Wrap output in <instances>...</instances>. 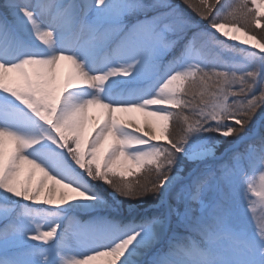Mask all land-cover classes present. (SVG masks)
Wrapping results in <instances>:
<instances>
[{"label":"snow or ice","instance_id":"6c2138e0","mask_svg":"<svg viewBox=\"0 0 264 264\" xmlns=\"http://www.w3.org/2000/svg\"><path fill=\"white\" fill-rule=\"evenodd\" d=\"M262 7L0 0V264H264Z\"/></svg>","mask_w":264,"mask_h":264},{"label":"rangeland","instance_id":"374dc122","mask_svg":"<svg viewBox=\"0 0 264 264\" xmlns=\"http://www.w3.org/2000/svg\"><path fill=\"white\" fill-rule=\"evenodd\" d=\"M249 7H252L251 3L249 4ZM262 10H264V7H262ZM264 23V22H262ZM251 27V26H250ZM252 35H255L257 37H264V28H252ZM230 35H236L240 38V40H250L251 44H256V40H251V37L249 35H245L243 32H230ZM223 38V37H221ZM223 39H227V38H223ZM230 44L232 43H238V42H234L229 40L228 41ZM241 47H244L243 45H241ZM71 68V64L69 61H61L60 67H59V73H60V77L61 79H63V77L70 71ZM219 70V69H218ZM222 71V70H221ZM95 108H91L88 111V116H89V121L86 125V135L88 132H91L92 130V122L94 120V118L91 115V112H94ZM126 115V118L131 121L133 123V126H143V118H148L151 119L150 117H147L146 114L140 110H131L129 112H124ZM174 126L170 125V132L173 130ZM107 147V143L105 144V148ZM28 168L29 166L25 165V168L22 170L21 172V176L20 179L24 180L27 178V173H28ZM125 171H127L126 169H123ZM41 176V173L37 170L33 175H32V182L35 183L39 180ZM133 177L131 175L128 176V178ZM114 179H119L118 177H114ZM46 183H50V181H47ZM44 199V196H41V200ZM42 230H46V229H42ZM93 264H98V262H93Z\"/></svg>","mask_w":264,"mask_h":264},{"label":"trees","instance_id":"16d2710c","mask_svg":"<svg viewBox=\"0 0 264 264\" xmlns=\"http://www.w3.org/2000/svg\"><path fill=\"white\" fill-rule=\"evenodd\" d=\"M229 2H232V0H224V3H229ZM219 70H224V69H219ZM258 111H260V110H258ZM189 115H191V114H189ZM170 125L174 126L173 130L171 131L172 138L178 139L182 135L183 129L185 127L182 119L173 120ZM145 175L146 174H140L137 177H130L128 179L134 180L136 178H139L141 180V183H143L145 180ZM150 176L154 178V174H150Z\"/></svg>","mask_w":264,"mask_h":264},{"label":"bare ground","instance_id":"6f19581e","mask_svg":"<svg viewBox=\"0 0 264 264\" xmlns=\"http://www.w3.org/2000/svg\"><path fill=\"white\" fill-rule=\"evenodd\" d=\"M94 108H95V111H94V112H91L92 117H93L94 119L101 118L103 110L100 109L99 107H94ZM117 115H118L119 117H121L122 119H124V120H128V119L126 118V115H125L124 112L117 113ZM146 119H148V118H146V117L143 118V126L145 125V121H146ZM128 121H129V120H128Z\"/></svg>","mask_w":264,"mask_h":264}]
</instances>
